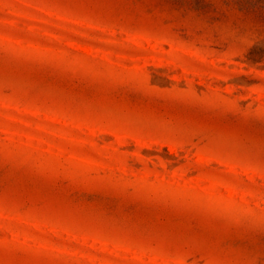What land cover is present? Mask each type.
<instances>
[{
  "label": "rangeland",
  "instance_id": "obj_1",
  "mask_svg": "<svg viewBox=\"0 0 264 264\" xmlns=\"http://www.w3.org/2000/svg\"><path fill=\"white\" fill-rule=\"evenodd\" d=\"M0 264H264V0H0Z\"/></svg>",
  "mask_w": 264,
  "mask_h": 264
},
{
  "label": "trees",
  "instance_id": "obj_2",
  "mask_svg": "<svg viewBox=\"0 0 264 264\" xmlns=\"http://www.w3.org/2000/svg\"><path fill=\"white\" fill-rule=\"evenodd\" d=\"M255 51H256V48H253L251 53H253V52H255Z\"/></svg>",
  "mask_w": 264,
  "mask_h": 264
}]
</instances>
